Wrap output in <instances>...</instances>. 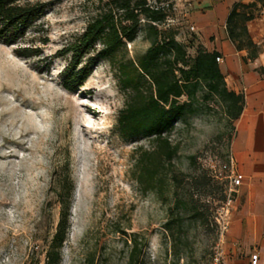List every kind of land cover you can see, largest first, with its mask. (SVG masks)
Wrapping results in <instances>:
<instances>
[{
  "label": "rangeland",
  "instance_id": "rangeland-1",
  "mask_svg": "<svg viewBox=\"0 0 264 264\" xmlns=\"http://www.w3.org/2000/svg\"><path fill=\"white\" fill-rule=\"evenodd\" d=\"M24 1L45 11L24 42H0V264L45 263L59 220L56 188L67 163L73 191L60 264H127L132 234L146 243L144 264H210L222 210L228 199L232 207L239 189L222 166L236 151L250 158L256 151L239 146L237 121L230 123L215 100L202 104L169 135L178 153L171 166L160 168L162 182L140 184L138 160L152 150V140H125L115 122L128 99L119 63L135 61L149 47L142 28L113 61L94 60L82 86L71 92L62 86L71 54H58L82 35L106 0ZM165 27L177 31L193 57L190 24L175 7ZM25 47L38 56H20ZM94 55L83 57L79 69ZM241 57L234 53L220 65L228 70L229 88L246 96ZM259 68L250 69L258 74ZM171 170L183 174L180 183L170 180ZM241 174L235 167V177ZM178 200L187 205L177 207Z\"/></svg>",
  "mask_w": 264,
  "mask_h": 264
},
{
  "label": "trees",
  "instance_id": "trees-1",
  "mask_svg": "<svg viewBox=\"0 0 264 264\" xmlns=\"http://www.w3.org/2000/svg\"><path fill=\"white\" fill-rule=\"evenodd\" d=\"M153 1V4L150 3ZM106 0L102 12L87 25L82 35L59 52V56L71 54V60L63 72L62 86L74 91L82 86L89 75L94 60L113 61L116 56L132 43L142 28L149 42L147 50L135 61L119 63L121 87L128 92L127 102L119 111L115 130L125 140L150 138L151 151H142L138 160L137 181L154 186L162 182L158 178L160 168L171 166L177 156L178 147L170 140L178 122H184L198 111L202 104L215 100L223 108L230 123L236 122L245 106L244 93L229 89L220 64L216 61L221 54L208 51L198 44L195 34L189 43L195 49L190 57L188 47L177 39V31L165 27L175 7L174 0ZM264 9V0L249 4L234 5L227 17L228 39L236 51H245V63L253 62L262 53L263 46L253 41L247 23L256 18ZM45 6L24 0H0V42L13 45L24 42L27 31L42 18ZM95 52L86 66L79 69L81 59ZM20 56H38L30 47L22 48ZM264 78V68L258 69ZM184 99V100H182ZM59 179L56 190L60 204L59 220L46 251L44 264H60L62 248L70 228V206L73 180L68 163ZM170 180L180 183L183 174L171 170ZM187 204L178 200L177 207ZM173 220L166 223L171 230ZM131 248L127 264H144L140 259L145 244L139 234L130 237Z\"/></svg>",
  "mask_w": 264,
  "mask_h": 264
},
{
  "label": "crops",
  "instance_id": "crops-1",
  "mask_svg": "<svg viewBox=\"0 0 264 264\" xmlns=\"http://www.w3.org/2000/svg\"><path fill=\"white\" fill-rule=\"evenodd\" d=\"M252 2L254 0H176L175 3V10L190 24V29L193 28L191 31L197 36V43L210 52H219L220 63H228L232 54L241 53L239 70L248 86L245 106L237 120L241 138L239 146L256 151L253 158L243 151H236L233 158L236 169L239 168L242 174L238 176L241 184L230 207L228 228L222 239L224 264H264V96H248L252 87L264 92L260 75L250 69L264 68V9L247 23L253 41L263 46L262 53L255 61H243L247 53L236 51L226 31V21L232 7L238 3ZM220 68L223 74L225 70L228 71L227 68L223 70L221 65ZM226 83L228 86L227 79ZM232 90L240 93L237 88ZM256 117L259 120L253 124L252 119ZM249 118L251 121L247 122Z\"/></svg>",
  "mask_w": 264,
  "mask_h": 264
},
{
  "label": "built area",
  "instance_id": "built-area-1",
  "mask_svg": "<svg viewBox=\"0 0 264 264\" xmlns=\"http://www.w3.org/2000/svg\"><path fill=\"white\" fill-rule=\"evenodd\" d=\"M264 18V15H263ZM193 30V28H191ZM218 63L221 62V58L218 57L216 59ZM223 170L226 172H229L228 178L232 180V185L234 187H238L241 184V180L239 177H235V163L233 158H230L229 161L222 166ZM234 177V178H233ZM232 200L228 199L227 207L223 208L222 210V222L220 227V237L215 244V247L213 249L210 264H224L223 262V249H222V239L227 231L228 224H227V216L229 214V206L231 205Z\"/></svg>",
  "mask_w": 264,
  "mask_h": 264
},
{
  "label": "bare ground",
  "instance_id": "bare-ground-1",
  "mask_svg": "<svg viewBox=\"0 0 264 264\" xmlns=\"http://www.w3.org/2000/svg\"><path fill=\"white\" fill-rule=\"evenodd\" d=\"M248 96H264V93H262V92H260V91H258V90H256L255 89V87H252L250 90H249V94H248ZM258 120H259V117H256V118H253L252 119V122H253V124L255 123V122H258ZM251 121V119L249 118L248 119V121L247 122H250ZM252 127H254V126H252ZM250 128V127H249ZM255 128V127H254ZM250 130V129H249ZM263 132V131H262ZM252 133V132H251ZM264 133V132H263ZM263 137V136H262ZM263 145V144H262ZM264 147V146H263ZM262 147V148H263Z\"/></svg>",
  "mask_w": 264,
  "mask_h": 264
}]
</instances>
